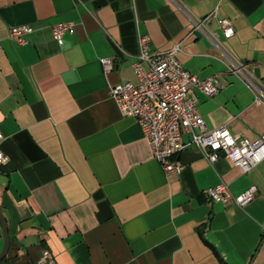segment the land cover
I'll return each mask as SVG.
<instances>
[{
  "label": "crops",
  "instance_id": "0c3cea01",
  "mask_svg": "<svg viewBox=\"0 0 264 264\" xmlns=\"http://www.w3.org/2000/svg\"><path fill=\"white\" fill-rule=\"evenodd\" d=\"M212 10L232 20V35L213 19L193 27ZM66 20L75 26L59 44L51 26ZM23 23L32 30L18 44L8 30ZM139 33L152 50L180 43L185 68L219 78L214 95L196 90L208 129L251 141L264 131V0H0V211L10 238L0 264H47L44 248L54 264H264V158L243 171L188 146L176 155L181 170L166 173L111 97L110 85L138 82ZM230 82L237 92L227 96ZM220 180L233 194L257 190L243 206L211 201L203 190Z\"/></svg>",
  "mask_w": 264,
  "mask_h": 264
},
{
  "label": "built area",
  "instance_id": "2783aa9c",
  "mask_svg": "<svg viewBox=\"0 0 264 264\" xmlns=\"http://www.w3.org/2000/svg\"><path fill=\"white\" fill-rule=\"evenodd\" d=\"M212 19L225 36L234 33L232 20L217 16L213 10L204 17L193 18L192 24L194 28L202 29ZM74 26L72 20L53 23V38L61 44L63 35L73 31ZM31 30L32 27L27 23L11 25L8 37L23 44L26 42V34ZM138 43L139 52L132 62L138 82L119 81L110 85L109 92L120 112L137 120L149 141L153 156L166 173L181 170L183 164L176 159V155L188 146L197 147L210 163L221 153L227 155L243 171L251 169L264 158V131L256 140L251 141L237 138L226 125L207 128L198 110L196 90L207 96L214 95L221 87L216 75L199 77L185 68L178 57L180 43L166 49L152 50L146 33L138 34ZM99 60L104 71L113 67L110 56L100 57ZM229 71L250 82L242 62L231 61ZM2 138L0 132V142ZM3 159L4 153L0 148V166ZM256 190V185L251 184L240 193L233 194L228 184L220 180L203 191L211 201L243 206L253 198ZM38 262L55 263L52 253L46 248L42 250Z\"/></svg>",
  "mask_w": 264,
  "mask_h": 264
},
{
  "label": "water",
  "instance_id": "95a60500",
  "mask_svg": "<svg viewBox=\"0 0 264 264\" xmlns=\"http://www.w3.org/2000/svg\"><path fill=\"white\" fill-rule=\"evenodd\" d=\"M222 91L227 96L234 95L237 92L236 83L235 82H230L229 84H227L223 88ZM0 223L2 225V230H3V235H4V243H3L2 250L0 251V260H1L6 255L8 249H9V245H10V238H9V234H8L6 218L4 217V215L2 214L1 211H0Z\"/></svg>",
  "mask_w": 264,
  "mask_h": 264
}]
</instances>
